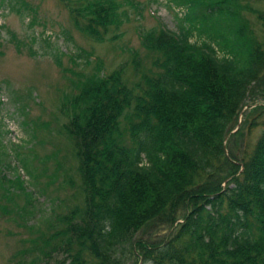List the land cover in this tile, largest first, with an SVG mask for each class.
Returning <instances> with one entry per match:
<instances>
[{
    "label": "trees",
    "instance_id": "trees-1",
    "mask_svg": "<svg viewBox=\"0 0 264 264\" xmlns=\"http://www.w3.org/2000/svg\"><path fill=\"white\" fill-rule=\"evenodd\" d=\"M61 1L99 41L135 7ZM180 6L178 31L141 34L153 72L138 58L132 79L127 65L98 70L63 102L82 202L36 243L31 264H264V131L241 163L225 145L250 95L264 92V38L244 22L240 0ZM254 13L264 25V13ZM148 230L173 233L151 244L141 236Z\"/></svg>",
    "mask_w": 264,
    "mask_h": 264
},
{
    "label": "rangeland",
    "instance_id": "rangeland-1",
    "mask_svg": "<svg viewBox=\"0 0 264 264\" xmlns=\"http://www.w3.org/2000/svg\"><path fill=\"white\" fill-rule=\"evenodd\" d=\"M182 1L133 0L117 32L99 41L79 31L61 0H0V264H31L41 255L36 243L60 230V218L82 202L76 153L60 112L76 82L122 65L131 78L136 58L152 71L155 56L141 34L162 26L178 31L187 13ZM240 3L244 22L261 41L264 25L254 11L264 13V0ZM254 93L225 143L232 162L251 155L264 131V92ZM172 233L141 236L158 244Z\"/></svg>",
    "mask_w": 264,
    "mask_h": 264
}]
</instances>
